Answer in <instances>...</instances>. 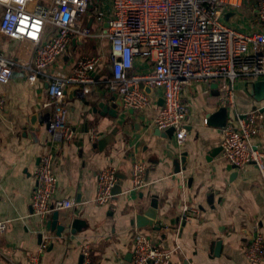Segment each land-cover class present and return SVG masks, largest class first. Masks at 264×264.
Here are the masks:
<instances>
[{"label":"crops","instance_id":"0c3cea01","mask_svg":"<svg viewBox=\"0 0 264 264\" xmlns=\"http://www.w3.org/2000/svg\"><path fill=\"white\" fill-rule=\"evenodd\" d=\"M233 2L223 11L226 24L242 32L263 29L256 21L258 0ZM35 3L44 4L41 0ZM3 11L0 6V20ZM228 11L235 14L229 23L223 17ZM92 28L95 30V23ZM32 51L29 42L0 33V54L19 63L11 81L0 83V96L5 99V107L0 109V220L9 224L0 233V264H29V256L37 252L46 236L51 241L41 264H80L86 243L92 249V264H131L137 231L149 236L154 246L171 250L172 264H255L246 252L255 226L264 234L262 175L253 164L233 167L222 152L225 127L210 125L207 119L222 107L228 109L227 124L236 113L246 114L256 108L264 115L262 88L252 94V81L245 78L237 80L233 90L224 87L221 80L209 85L190 82L182 92L190 109L187 142L180 145L175 133L165 136L151 124L162 104V91H151L150 105L143 110L125 108L118 95L108 89L107 80L113 75L111 63L105 61L85 98L78 97L77 92L73 97L67 95L68 123L75 135L72 141L59 143L48 131L55 107L43 106L48 84L40 75L30 82L23 66ZM84 52L103 54L108 59L110 43L99 37L73 41L54 70L71 72L75 59ZM141 62L146 68L151 66L150 61L138 59L136 69ZM101 105L116 110L117 116L104 113ZM36 116L39 119L33 125L31 119ZM261 125L253 144L264 149V119ZM94 127L98 131L95 141L90 138ZM115 128L118 132L112 144L96 145ZM47 153L54 156L53 170L58 178L54 199L70 198L78 203L73 209L59 211V224L80 218L87 221L83 231L73 234L65 229L60 236L47 228L54 212L46 218L32 215L34 173ZM183 156L185 162L177 171ZM135 161L147 163V185L142 190L132 186ZM108 167L116 168L123 192L109 204L98 205L94 201L98 174ZM153 200L158 203L160 229L137 228L132 223L134 217L148 210ZM259 264H264V259Z\"/></svg>","mask_w":264,"mask_h":264},{"label":"built area","instance_id":"2783aa9c","mask_svg":"<svg viewBox=\"0 0 264 264\" xmlns=\"http://www.w3.org/2000/svg\"><path fill=\"white\" fill-rule=\"evenodd\" d=\"M233 4V0H50L48 4L0 0L4 8L0 33L32 45L31 58L23 66L30 82L40 75L48 84V98L43 106L55 107L54 117L48 121L54 141L70 142L75 135L68 123L66 99L70 89L77 88V96L85 98L97 82L96 73L109 61L113 77L107 80L108 89L118 94L122 105L143 110L151 102L147 89L161 90L163 101L151 124L162 131L174 128L178 143L184 145L190 109L182 92L190 82L209 85L221 80L224 87L233 90L232 86L241 78L264 81V0H258L256 18L263 29L249 32L223 21L225 6ZM93 37L109 41L108 59L103 54L84 52L75 59L71 72L52 69L73 41ZM138 59L150 61L151 66L146 68L141 62L136 69ZM16 65L18 61L0 54V83L11 81ZM4 107L5 99L0 96V109ZM263 119L261 108L236 113L224 129L222 152L236 168L255 165L264 182V149L253 144ZM97 137L94 127L90 138L95 141ZM53 160L52 153L43 155L34 173L36 187L31 212L40 218L78 205L74 199H54L58 178ZM146 170V162H134V190L147 185ZM118 183L116 168L101 170L95 203L109 204ZM8 226V220H0V233ZM255 230L246 255L250 262L259 264L264 259V234L258 226ZM50 241L49 236L43 238L37 252L29 256V264H41ZM172 255L171 250L154 246L145 233L136 232L131 264H172ZM82 257V264H92L90 244L82 246Z\"/></svg>","mask_w":264,"mask_h":264},{"label":"water","instance_id":"95a60500","mask_svg":"<svg viewBox=\"0 0 264 264\" xmlns=\"http://www.w3.org/2000/svg\"><path fill=\"white\" fill-rule=\"evenodd\" d=\"M249 88L252 94H255L256 89L262 88L264 90V81L251 82L249 84ZM147 91L151 92L150 89H147ZM76 92H77V88H72L68 93L69 97L75 96ZM115 95L117 96L118 94L116 93ZM101 107L103 108L104 113L109 112V114L113 115L114 117L117 116L116 110H109L107 105L105 106L101 105ZM228 118H229V114H228L227 107H222V108H219L215 113L210 114L208 116L207 121L210 125H215L218 127H226L228 123ZM38 119H39V116L33 117L31 119L32 124L36 125V121ZM117 132H118V129L115 128L110 134L101 137L96 143V145L103 146L107 144H112L115 140V135L117 134ZM162 132H163V135L172 137L173 134L175 133V129L170 128L166 131L159 130V133H162ZM211 154L214 155V152ZM184 162H185V157L183 156L181 159V163L179 162L177 164V171H180V167L182 164H184ZM122 192H123L122 183L121 181H119V183L114 189V194L118 195V194H121ZM157 208H158L157 200H153L151 207L148 210H146L144 213L136 214L132 223H135L137 228L139 229L145 228L146 226H152V227H155L156 229H160L161 221L157 220ZM86 226H87V221L80 219V218H76L65 224H59V211H54L52 219L48 222L47 228L53 231L56 230L57 235L61 236L62 233L65 231V229H70L71 233L75 234L77 232L83 231L86 228ZM82 262H83V257L81 256L80 264H82Z\"/></svg>","mask_w":264,"mask_h":264},{"label":"rangeland","instance_id":"374dc122","mask_svg":"<svg viewBox=\"0 0 264 264\" xmlns=\"http://www.w3.org/2000/svg\"><path fill=\"white\" fill-rule=\"evenodd\" d=\"M41 2H44V4H46L48 2V0H41ZM246 7L247 6H245V9H246ZM223 17H224V20H226L229 23L235 17V14H233V12H231V11H228L224 14ZM52 67L54 69V65Z\"/></svg>","mask_w":264,"mask_h":264}]
</instances>
